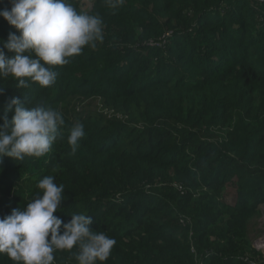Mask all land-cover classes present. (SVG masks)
Listing matches in <instances>:
<instances>
[{
	"label": "trees",
	"instance_id": "1",
	"mask_svg": "<svg viewBox=\"0 0 264 264\" xmlns=\"http://www.w3.org/2000/svg\"><path fill=\"white\" fill-rule=\"evenodd\" d=\"M88 1L85 11L69 0L102 17V43L55 66L48 88L0 80V127L13 96L65 120L46 156L0 159V219L51 175L66 196L54 215L66 224L88 214L116 240L106 264H264L250 230L264 206V4ZM11 7L0 0V11ZM14 32L0 16V40ZM77 121L86 135L72 153ZM76 251L55 252L54 264H78ZM0 264L13 261L0 254Z\"/></svg>",
	"mask_w": 264,
	"mask_h": 264
},
{
	"label": "clouds",
	"instance_id": "2",
	"mask_svg": "<svg viewBox=\"0 0 264 264\" xmlns=\"http://www.w3.org/2000/svg\"><path fill=\"white\" fill-rule=\"evenodd\" d=\"M105 3L116 8L124 0ZM0 16L16 29L7 41L0 40V80L15 78L17 88H27L30 83L42 88L54 85L58 76L55 66L67 65L85 47L95 49L104 40L102 17L78 13L69 0H12L11 10L0 11ZM5 49L12 55H6ZM3 91L0 87V95ZM8 105L9 110L14 108V115L10 121L5 117L0 127V159L44 157L63 139L65 120L59 111L29 107L16 96ZM68 132L67 143L76 153L86 135L85 126L77 121ZM37 188L40 194L25 208H14L0 219V254L13 264H54L55 252L76 248L78 264H106L116 240L106 231L92 230L88 214L72 213L66 224L54 215L62 209L66 196L64 185L55 183L53 176H45Z\"/></svg>",
	"mask_w": 264,
	"mask_h": 264
},
{
	"label": "rangeland",
	"instance_id": "3",
	"mask_svg": "<svg viewBox=\"0 0 264 264\" xmlns=\"http://www.w3.org/2000/svg\"><path fill=\"white\" fill-rule=\"evenodd\" d=\"M81 6L84 8H89L92 6V4L88 0H81ZM89 9H86L89 10ZM95 104V102H94ZM98 108L100 111L104 112L106 111V108H104L101 103L98 104ZM225 196V202L226 203H233V198L235 195L234 186L232 184L228 185ZM251 234L253 237H255V241H253V246L257 251L263 252L264 251V206L260 207L259 216L256 217L251 224Z\"/></svg>",
	"mask_w": 264,
	"mask_h": 264
},
{
	"label": "built area",
	"instance_id": "4",
	"mask_svg": "<svg viewBox=\"0 0 264 264\" xmlns=\"http://www.w3.org/2000/svg\"><path fill=\"white\" fill-rule=\"evenodd\" d=\"M256 1H257L258 3H260V4L264 3V0H256ZM244 262H246L247 264H260L259 262L256 263V262H254V261H249V259H247V258L244 259Z\"/></svg>",
	"mask_w": 264,
	"mask_h": 264
}]
</instances>
